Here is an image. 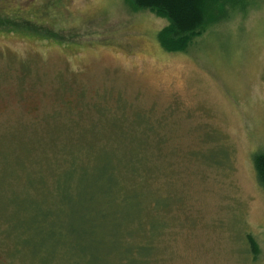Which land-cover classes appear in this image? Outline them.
Wrapping results in <instances>:
<instances>
[{
	"label": "rangeland",
	"instance_id": "374dc122",
	"mask_svg": "<svg viewBox=\"0 0 264 264\" xmlns=\"http://www.w3.org/2000/svg\"><path fill=\"white\" fill-rule=\"evenodd\" d=\"M245 1L172 53L130 0H0V264H106L68 236L93 190L160 212L145 264H264V0ZM97 234L81 247L116 242Z\"/></svg>",
	"mask_w": 264,
	"mask_h": 264
},
{
	"label": "trees",
	"instance_id": "16d2710c",
	"mask_svg": "<svg viewBox=\"0 0 264 264\" xmlns=\"http://www.w3.org/2000/svg\"><path fill=\"white\" fill-rule=\"evenodd\" d=\"M242 1V2H241ZM130 0L135 9H149L157 16L168 20L167 26L158 33V40L161 47L172 53L186 52L195 37H200L206 30L205 24L213 25L222 19L229 17L233 11L243 9L244 0ZM229 6L230 12L227 8ZM253 163L259 184L264 188V151H257L253 154ZM98 191V190H97ZM88 205L83 209V218L90 219V230L77 231V234L68 230V236L73 250L83 248L86 256L94 259L107 258L106 264H145L149 259L154 258L156 253L155 238L162 228V216L156 213L159 227L144 223L138 215L128 218V213L120 209V199H114L109 191H92L87 199ZM93 204V205H92ZM97 208V210H96ZM109 208V209H108ZM108 211V212H107ZM111 218L121 219L128 224L122 231H103L110 223ZM101 222L100 226L95 222ZM119 221L117 220V223ZM116 223V224H117ZM163 223V222H162ZM106 225V226H105ZM98 232L100 239L105 236L112 238L114 245L101 243V251H96V245L92 244L91 250L86 246L81 247L83 236H94ZM100 232H106L104 234ZM64 234L57 240L63 242ZM117 239H119L117 241ZM253 249L256 244L252 241ZM95 251V252H94ZM103 263V260L101 262Z\"/></svg>",
	"mask_w": 264,
	"mask_h": 264
}]
</instances>
